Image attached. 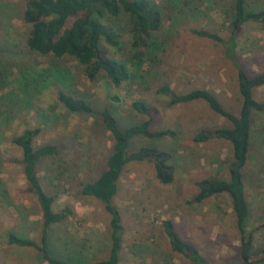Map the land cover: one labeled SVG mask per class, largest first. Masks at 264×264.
Listing matches in <instances>:
<instances>
[{"label":"rangeland","instance_id":"374dc122","mask_svg":"<svg viewBox=\"0 0 264 264\" xmlns=\"http://www.w3.org/2000/svg\"><path fill=\"white\" fill-rule=\"evenodd\" d=\"M25 1L0 0V57L12 67L23 63L47 67L49 59L30 52L25 45L30 32L21 19ZM152 1L163 14L156 37L165 41V48L159 54L162 61L158 67L147 70L144 83L139 82L126 92L125 86H113L103 74L89 81L84 67L67 58L59 65L61 78L57 86L33 93L29 106L18 104L11 97L0 103V181L2 192L7 194V198H0V264H47L36 250L8 243L10 233L39 242L42 231L40 208L28 191L20 164L21 150L12 139L24 129L39 127L36 144H60L61 158L73 160L80 171L75 182L95 179L113 145L110 133L98 126V117L69 113L57 101V90L86 99L96 110L109 107L123 128L143 121L131 109L132 101L141 100L150 108L151 131L172 132L157 139L140 136L131 142L132 150L148 146L168 152L174 179L169 185L161 184L150 163L132 162L125 166L113 201L122 220L120 264H190L171 251L162 227L165 220L174 223L179 237L195 246L208 264L242 263L239 233L228 196L215 195L199 204L190 203L198 193L197 182L211 177L228 179L232 159L228 142L211 139L196 143L194 137L201 130L231 128L230 122L202 101L170 106L169 100L157 93L164 84L176 93L206 89L225 110L239 114L242 99L235 67L220 45L192 33L193 29L207 30L226 38L233 2L196 0L190 3L189 10L181 4L172 6L166 0ZM245 5L249 10H264V0H245ZM109 22L121 37L120 45L112 48L103 44L102 48L107 56L127 61L131 55L127 17L120 15ZM236 52L249 75L263 71L264 26L245 24ZM9 71L12 80L18 77L16 69ZM11 89L17 92L16 84ZM113 96L119 97L120 103H114ZM254 96L264 102V86ZM58 160L45 158L40 162L38 177L43 186L47 184L45 175H53L49 170L56 167ZM242 174L250 208L247 231L252 234V252L257 259L264 249V112L253 115L252 142ZM65 177L63 174L62 182ZM68 185L67 193L60 196L54 209L69 206L74 215L50 228L49 247L54 256L63 258L79 252L80 264L104 260L110 249V215L101 202L80 196L75 185ZM254 264H264V260Z\"/></svg>","mask_w":264,"mask_h":264},{"label":"trees","instance_id":"16d2710c","mask_svg":"<svg viewBox=\"0 0 264 264\" xmlns=\"http://www.w3.org/2000/svg\"><path fill=\"white\" fill-rule=\"evenodd\" d=\"M166 1L172 6L181 4L190 10V3L196 0ZM232 2L226 38L207 30L193 29L192 33L220 45L226 58L235 67L238 91L242 99L239 114L234 115L225 110L216 96L206 89L176 93L169 85L164 84L158 88L157 93L166 97L170 106L202 101L211 111L230 122L231 128L201 130L194 137L196 143H204L211 139L228 142L231 146L232 159L228 164V179L211 177L197 182L198 193L190 203L199 204L215 195H227L239 233L241 264H254L264 260V249L255 259L252 252V234L247 231L250 208L246 199L242 171L249 158L253 115L264 112V102L257 101L254 96L255 91L264 86V70L249 75L241 65L236 50L239 33L245 24L264 26V10L247 9L245 0ZM120 15H125L130 25L131 55L127 61L107 56V52L102 48L103 44L112 48L119 47L121 37L117 30L110 26L109 21ZM21 19L30 27L25 42L27 49L48 58L50 62L47 67H40L37 63L35 65L23 63L12 67V64L3 62L0 57V103H5V97H11L15 98L18 104L29 106L33 93L57 86V80L61 78L59 65L67 58L84 67L85 76L89 81H94L103 74L113 86H125L126 92H130L132 86L137 83H144L146 73L157 68L162 61L159 54L164 53L165 41L158 39L156 33L161 30L163 14L160 6L152 0H26ZM10 68L18 71V77L14 80L11 79ZM13 84H16L17 92L11 89ZM56 95L57 101L69 113L98 117L100 123L98 126L110 133L113 145L104 168L95 179L81 178L75 182L80 171L73 160L66 161L61 158L63 148L60 144L55 142L36 144L41 133L39 127L24 129L21 134L15 136L12 142L21 150L22 174L28 184V191L35 197L40 208L42 231L39 242L10 233L8 243L36 250L47 264H80L82 260L79 252L76 256L68 258L54 256L49 247L48 237V232L54 224L74 215L69 206L56 211L54 205L61 195L67 193V184L68 187L75 185L80 196L101 202L110 215L109 253L106 259L94 264H120L122 220L113 201L117 196L119 180L125 166L132 162L150 163L155 170L156 179L161 184L169 185L174 179V170L170 164L171 156L168 152L148 146L132 150L131 142L140 136L157 139L170 136L172 132L151 131L153 119L150 108L141 100L132 101L131 109L142 116L143 121L123 128L115 111L109 107L96 110L86 99L63 90H57ZM111 100L120 103L117 96H113ZM45 158L59 160L56 167L49 170L53 175L47 177L45 175L47 184L43 186L38 171L40 162ZM81 159L79 156L80 161ZM63 174L66 176L64 182L61 181ZM2 188L0 181V198H7ZM3 202L6 203V199ZM162 227L172 252L190 264H208L195 246L179 237L172 221H163Z\"/></svg>","mask_w":264,"mask_h":264}]
</instances>
